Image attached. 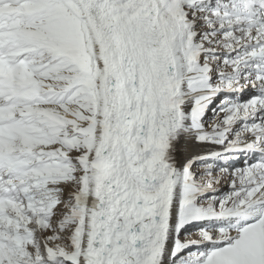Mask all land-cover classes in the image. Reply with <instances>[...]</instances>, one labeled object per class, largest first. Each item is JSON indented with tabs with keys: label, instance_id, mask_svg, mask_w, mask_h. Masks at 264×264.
<instances>
[{
	"label": "snow or ice",
	"instance_id": "obj_1",
	"mask_svg": "<svg viewBox=\"0 0 264 264\" xmlns=\"http://www.w3.org/2000/svg\"><path fill=\"white\" fill-rule=\"evenodd\" d=\"M0 264H264V0H0Z\"/></svg>",
	"mask_w": 264,
	"mask_h": 264
}]
</instances>
